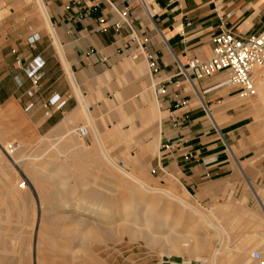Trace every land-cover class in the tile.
<instances>
[{
    "label": "crops",
    "instance_id": "obj_1",
    "mask_svg": "<svg viewBox=\"0 0 264 264\" xmlns=\"http://www.w3.org/2000/svg\"><path fill=\"white\" fill-rule=\"evenodd\" d=\"M144 1L150 15L136 0H41L53 36L43 30L18 44L0 45L1 109L29 105L38 127L47 124V130L62 132L84 120L119 166L97 120L113 112L111 123L119 121L115 108L129 101L148 105L136 117L143 123L156 118L158 135L152 142L157 148L150 163L160 174L172 175L195 200L214 198L240 175L264 183V81L247 98L222 84L223 73L198 80L182 73L188 58L211 55L215 34L226 30L244 38L264 30V0ZM122 11L125 20L118 16ZM126 22L153 55L157 72L151 76L143 57L133 58L125 48ZM35 57L43 62L42 75L28 97L31 85L22 66ZM150 89L153 100L145 102ZM250 189L264 208V192Z\"/></svg>",
    "mask_w": 264,
    "mask_h": 264
},
{
    "label": "rangeland",
    "instance_id": "obj_2",
    "mask_svg": "<svg viewBox=\"0 0 264 264\" xmlns=\"http://www.w3.org/2000/svg\"><path fill=\"white\" fill-rule=\"evenodd\" d=\"M33 6L32 0H0V45L7 46L5 44L13 40L15 41L11 44H18L19 39L33 38L34 34L43 31V28H40L41 21L38 19L37 10ZM260 83L261 81L258 80L256 86ZM147 92H151V89L144 93L145 102L149 101V97L153 100L152 92L150 96ZM130 103L131 101L115 108L120 117L119 121L111 123L110 117L113 112L100 116L97 120V126L105 138L107 150L119 166L134 170L146 181L138 179L150 187L171 190L172 193L180 195L186 202L208 215L215 213L218 209L228 210L232 206H241L248 210L249 214H259L263 218V211L258 208L259 205L252 197L250 189L251 185L253 189L264 192V183L260 181H250L240 175L239 179L222 186L214 198L197 201L179 182L175 181L172 175L160 174L150 163L157 148L152 142L158 135L155 126L156 118L153 117L149 122L143 123L136 114L138 111H144L148 105L140 106ZM31 112V107L20 108L16 105L8 110H2L0 107V164L2 166L0 174L4 175H0V214L7 213L11 217V219L8 218L10 223L7 222L18 239L16 249L19 259L16 258L11 264H155L160 259H168L178 264H204L189 250V246L194 243L191 237L196 239L202 237L204 233V225L194 215L166 197L131 196L123 187H119L113 181L114 175L119 174L101 158L88 123L84 120L81 126L75 124L66 132H62L59 127L47 130V124L38 127V123L30 118ZM80 127H87L85 137L78 134L77 129ZM71 140H74L73 143ZM66 144H70V148H62L67 146ZM55 146L59 148V152H55ZM10 183L14 185L10 187ZM6 187L8 189L5 191ZM137 190L139 193L140 189L137 188ZM5 193L13 199L7 197L8 194ZM243 195L245 198L242 200ZM145 196H148L149 200ZM142 199L147 200L144 202L149 205L143 211L147 217L148 228H143V221L141 222L138 218L135 223L142 227L141 234L129 239L120 231V228L125 225L119 221L121 207L124 204L139 205ZM62 203L69 207L61 208ZM73 206L75 209H70ZM77 207H84V210H76ZM69 210H72L71 216L66 215ZM96 211L104 215H113L109 223L115 224V220L116 229L111 236L102 234L101 229L107 226L102 219H92L91 215ZM11 213L16 215L13 216ZM241 217L236 227L233 220L230 228H233V234L246 240L253 234L255 228L252 221L248 220L249 217ZM161 218L164 220L162 221ZM126 219L125 222H132L130 216ZM158 220L161 221L158 222ZM157 222L165 226L161 230H156ZM55 224L58 226L56 227ZM185 233L192 236L188 235L189 246L181 247L180 240L184 238ZM148 238L149 242H147ZM246 241L252 240L247 238ZM209 242L207 250L204 247L198 250L196 255L205 257L208 248L218 245L217 238H211ZM229 246L231 250H235L232 239ZM253 251L258 249L253 247L249 250V262L247 261L249 264H257L250 258Z\"/></svg>",
    "mask_w": 264,
    "mask_h": 264
},
{
    "label": "bare ground",
    "instance_id": "obj_3",
    "mask_svg": "<svg viewBox=\"0 0 264 264\" xmlns=\"http://www.w3.org/2000/svg\"><path fill=\"white\" fill-rule=\"evenodd\" d=\"M37 13H38V19L41 21V29L43 28V30L53 36V31L49 25L44 7L42 5L41 0H32ZM33 6V7H34ZM39 27V26H38ZM56 40V39H55ZM58 44V43H57ZM62 55V54H61ZM154 85H152L153 87ZM79 111V109H78ZM66 125V124H65ZM64 125V126H65ZM66 128V127H65ZM86 129L87 127H80L78 129ZM160 128V127H159ZM70 129V128H69ZM66 128V131L69 130ZM77 129V130H78ZM92 136L94 138V142L97 145L98 148V152H100L101 158L104 160V162L113 170H115L119 175H114V180L115 183L119 186V187H123L128 193H130L131 196H135V195H140L139 197H144V195H153V196H157V197H166L170 200H172L175 203L180 204L185 210H187L188 212H190L192 215H194L203 225H204V233L202 235V237L193 239L194 243L192 245L189 246V236L192 235H184L182 238V240H180V245L181 247H188L189 246V250L190 253L194 255V257L197 260H201L204 264H249L248 262V252L251 248L256 247L258 249L259 252H264V216L263 218L261 216H259V214H252L248 212V210H245L243 207L239 206V207H231V209H218L215 210V213L213 214H206L203 213L202 211L198 210L196 207H194L193 205L189 204L188 202H186L183 198H181L180 196L172 193L171 191L167 190V189H162V188H156V187H150L147 185V183H145L144 181L136 178L132 173H129L125 170H123L122 168H120L119 166H117L110 158V156L107 154L104 146L101 144L98 135L96 134V132L93 130L92 131ZM69 133V132H68ZM79 134V133H78ZM80 135V134H79ZM81 136V135H80ZM75 138V137H73ZM38 141V140H37ZM72 141V140H71ZM74 141V140H73ZM72 141V143H73ZM69 142V141H68ZM77 142V141H76ZM71 143V142H70ZM52 145V144H51ZM67 145V144H66ZM74 145V144H73ZM7 146V145H6ZM34 147V146H33ZM53 147V146H52ZM74 147V146H73ZM79 147V146H78ZM10 148V147H9ZM38 148V147H36ZM51 148V147H49ZM64 149L66 148H70V144H68L67 146L62 147ZM72 148V147H71ZM77 149V148H76ZM75 149V150H76ZM83 149V148H82ZM33 150V149H32ZM80 150V149H79ZM92 150V149H91ZM84 151V150H83ZM93 151V150H92ZM37 152V151H36ZM46 152V151H45ZM48 152V151H47ZM55 152H59V148L55 146ZM66 152L68 153V151L66 150ZM65 152L66 156L68 155ZM85 152V151H84ZM33 156V155H32ZM64 156V155H63ZM64 158H66L64 156ZM35 159V158H34ZM29 160V159H27ZM72 160V159H71ZM102 164V163H101ZM1 164H0V172H1ZM105 171V169H104ZM111 172V171H110ZM114 174V173H113ZM1 175V174H0ZM3 175V174H2ZM1 175V176H2ZM1 176H0V180H1ZM4 176V175H3ZM70 176V175H69ZM51 177V176H49ZM3 179V178H2ZM4 182V179L2 180ZM134 182V184H131L132 182ZM13 182V181H11ZM42 183V182H41ZM2 184V183H1ZM7 184V183H6ZM15 184V182H14ZM13 184V185H14ZM60 184V183H59ZM11 183L9 184V186H13ZM53 186V185H52ZM58 186V185H57ZM59 187V186H58ZM113 187V186H112ZM16 188V187H15ZM138 189H140L139 193L137 192ZM4 189V187H3ZM8 188L6 187L5 191ZM14 189V188H13ZM19 189V187H18ZM39 189V188H38ZM54 189V188H53ZM52 189V190H53ZM21 190V189H20ZM19 190V191H20ZM9 191V190H8ZM17 190L15 189V192ZM22 192V191H21ZM48 192V191H47ZM61 192V191H60ZM70 192V191H69ZM20 193V192H19ZM18 193V194H19ZM138 193V194H137ZM8 194V193H5ZM15 194V193H14ZM13 195V194H12ZM94 195V194H93ZM3 197V196H2ZM10 198V195L8 194V196ZM16 197V196H15ZM83 197V196H82ZM147 199L149 198L148 196H145ZM13 199V198H10ZM9 199V200H10ZM15 199V198H14ZM59 199V198H58ZM84 200V199H83ZM149 200V199H148ZM12 201V200H11ZM18 201V200H17ZM61 201V200H59ZM63 201V200H62ZM137 201V200H136ZM144 201H147L145 199H142L140 204L137 205H127L124 204L121 207V215H120V219L119 221H122L125 225H123L120 229V231L122 233H125V235L128 236L129 239L131 238H135L137 236H140V232L142 230V227L140 225H138L137 223H135V220H137L138 218L141 219L142 222V226L143 228L147 229L148 225H147V217L143 214V211L145 209H147V206H149L147 203H145ZM15 202V200H14ZM101 202V201H100ZM13 203V201L11 202ZM18 203V202H17ZM92 203V202H91ZM10 204V203H7ZM142 204V206H140ZM15 205V204H14ZM75 205V204H74ZM83 205V204H82ZM4 206V205H3ZM13 206V205H12ZM72 206V205H71ZM76 206V205H75ZM237 206V205H236ZM19 207V206H18ZM61 208H65V207H69L68 205H66L65 203H62ZM103 207V206H101ZM228 207V206H226ZM14 208V207H13ZM30 208V207H29ZM84 208V207H83ZM83 208H76V210H84ZM89 208V207H88ZM87 208V209H88ZM261 209V211L264 212V208L262 207V205H259V207ZM6 209V208H5ZM70 209H75V207H70ZM87 209H85V211H87ZM90 209V208H89ZM62 210V209H61ZM7 212V211H6ZM83 212V211H82ZM81 212V213H82ZM88 212V211H87ZM91 212V211H90ZM262 212V214L264 215V213ZM17 213V212H16ZM94 214L91 215L93 220L96 219H102V221L104 223L107 224L106 227L101 229V232L104 236H111L112 232L116 229V221L114 220L115 224H110L109 222L112 221L113 219V215H104V213L102 214L93 212ZM10 214V213H9ZM13 216L16 214L11 213ZM72 210H69L68 213L66 214L67 216H71ZM86 214V213H85ZM244 214V215H243ZM21 215V214H20ZM84 215V214H83ZM256 215V216H255ZM75 216V215H74ZM81 216V215H80ZM117 216V215H116ZM131 217L132 222L130 223L125 222L127 221V217ZM239 216V217H238ZM249 217L248 220H251L253 223V226L255 228L253 234H251L250 238L252 241H246L245 238L242 240V238L240 239V237H237L235 234L232 233V229L230 227H232L230 224L231 222H235V227L238 224V222L240 221V217ZM22 217V216H21ZM241 217V218H242ZM11 219V217L5 213V214H0V264H11V262L13 260H15L16 258L19 259L18 255V251L16 249V243L18 241V239L15 237L14 231L12 232V229L10 228V225L8 224L7 221H9V219ZM70 218V217H69ZM115 218V217H114ZM189 218V217H188ZM253 218V219H252ZM65 219V218H64ZM73 219V218H72ZM116 219V218H115ZM129 219V218H128ZM159 219V218H158ZM25 220V219H24ZM28 220V219H27ZM77 220V219H76ZM86 220V219H85ZM91 220V219H90ZM161 220L163 221L164 218ZM161 220H158L161 221ZM63 221V220H62ZM73 221V220H72ZM194 221V220H193ZM250 221V222H251ZM77 222V221H76ZM157 222V223H158ZM199 222V223H200ZM10 223V221H9ZM13 223V222H12ZM31 223V222H30ZM119 223V222H118ZM165 223V222H164ZM33 224V223H32ZM31 224V225H32ZM159 224V225H158ZM156 226V230H161L164 226L163 223H158ZM13 225V224H12ZM52 225V224H51ZM55 226L57 227L58 225L55 224ZM197 226V225H196ZM33 227V226H31ZM200 228V227H198ZM60 229V228H58ZM64 229V228H63ZM41 230V229H40ZM61 230V229H60ZM78 230V229H77ZM253 230V229H252ZM55 231V230H54ZM58 231V230H56ZM190 232V230H188ZM188 231H186L188 233ZM192 231V230H191ZM22 232V231H21ZM28 232V231H27ZM31 232V231H30ZM39 232V231H38ZM61 232H63V230H61ZM59 232V233H61ZM68 232V231H67ZM181 232V231H180ZM193 232V231H192ZM236 232V231H235ZM66 233V232H65ZM70 233V232H69ZM75 233V232H74ZM252 233V232H251ZM63 234V233H62ZM67 234V233H66ZM80 234H84L85 233H80ZM75 235V234H74ZM250 235V234H248ZM39 236V235H38ZM142 236V235H141ZM196 236V235H195ZM40 238V237H39ZM107 238V237H106ZM211 238H217L218 239V245L217 246H211V248H208L207 251V255L205 257H199L197 254V251L202 249V248H206L207 245H209V241ZM44 239V238H43ZM233 240V244H234V248L235 250H231L230 246H229V242L230 240ZM150 239H147V242H149ZM23 243V242H22ZM26 243V242H25ZM26 246V244H25ZM47 247V246H46ZM76 247V246H75ZM74 247V248H75ZM27 248V247H26ZM67 250V249H66ZM65 250V251H66ZM207 250V248H206ZM28 251V250H26ZM73 251V250H72ZM69 252V251H68ZM75 252V250H74ZM77 253V252H76ZM85 254V253H84ZM24 255V254H23ZM85 256V255H84ZM23 257V256H22ZM21 257V258H22ZM250 258H251V254H250ZM25 259V258H24ZM66 259V258H65ZM74 260V259H73ZM89 260V259H88ZM28 261V260H27ZM26 261V262H27ZM65 261V260H64ZM70 261V260H69ZM248 261V262H247ZM254 261V260H253ZM14 263V262H12ZM17 263V261H16ZM77 263V262H76ZM189 263V262H186ZM29 264V263H28ZM78 264V263H77ZM173 264H178V263H173Z\"/></svg>",
    "mask_w": 264,
    "mask_h": 264
},
{
    "label": "built area",
    "instance_id": "obj_4",
    "mask_svg": "<svg viewBox=\"0 0 264 264\" xmlns=\"http://www.w3.org/2000/svg\"><path fill=\"white\" fill-rule=\"evenodd\" d=\"M136 1L150 15L147 3L144 0ZM117 13L120 20L126 19V12ZM126 24L130 32L125 48L131 57H143L147 64L148 73L151 76L157 72L153 55L145 51L144 46L139 43L138 37L129 22H126ZM113 26L115 29H119L120 24L116 21L113 23ZM212 43L211 55L206 59H199L197 57L188 58L182 73L189 80H198L217 73H223V85L237 88L241 97H253L256 94V82L258 80L264 81V30L244 38H239L224 30L213 36ZM15 62L16 64L20 63L19 59H16ZM42 65L43 62L38 57H35L31 62L22 66V70L31 85L30 89L26 92L28 97H31L37 90L38 81L42 75ZM157 91L159 92L160 89H157ZM54 102L55 100H51L49 104H54ZM61 105H63V101L59 102L57 107ZM77 131L82 137L87 135V130L84 128ZM251 259L257 264H264V252L253 251ZM155 264H173V262L168 259H160Z\"/></svg>",
    "mask_w": 264,
    "mask_h": 264
}]
</instances>
